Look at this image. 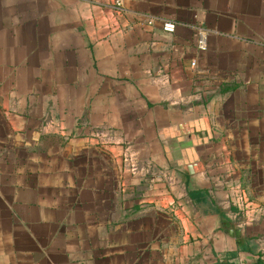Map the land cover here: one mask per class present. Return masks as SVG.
<instances>
[{
    "label": "crops",
    "instance_id": "obj_1",
    "mask_svg": "<svg viewBox=\"0 0 264 264\" xmlns=\"http://www.w3.org/2000/svg\"><path fill=\"white\" fill-rule=\"evenodd\" d=\"M0 264H264V0H0Z\"/></svg>",
    "mask_w": 264,
    "mask_h": 264
},
{
    "label": "built area",
    "instance_id": "obj_2",
    "mask_svg": "<svg viewBox=\"0 0 264 264\" xmlns=\"http://www.w3.org/2000/svg\"><path fill=\"white\" fill-rule=\"evenodd\" d=\"M115 4L117 8L120 7L122 5V0H115ZM163 29L167 33H174L176 30V24L172 21H166L164 22ZM203 44H204V40H200V45L203 46ZM130 168L135 171L137 170L136 165L133 164H131Z\"/></svg>",
    "mask_w": 264,
    "mask_h": 264
}]
</instances>
